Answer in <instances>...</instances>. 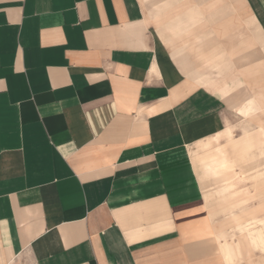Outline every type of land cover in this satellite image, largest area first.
Segmentation results:
<instances>
[{
  "label": "crops",
  "instance_id": "obj_1",
  "mask_svg": "<svg viewBox=\"0 0 264 264\" xmlns=\"http://www.w3.org/2000/svg\"><path fill=\"white\" fill-rule=\"evenodd\" d=\"M255 79L264 0H0V264H264L262 162L208 209L192 155Z\"/></svg>",
  "mask_w": 264,
  "mask_h": 264
},
{
  "label": "rangeland",
  "instance_id": "obj_2",
  "mask_svg": "<svg viewBox=\"0 0 264 264\" xmlns=\"http://www.w3.org/2000/svg\"><path fill=\"white\" fill-rule=\"evenodd\" d=\"M241 75L242 74L239 70H235L232 73H228L227 75H225V78H217L216 74L212 75V78H214L215 80L219 79L224 83L226 82V80L228 82H231V78L239 80ZM260 82L261 83L259 84V80L255 79L252 82L253 85H251L250 83L249 87H243L241 84L239 86H235L234 88L230 87L232 89V92L230 94L232 95L227 98L228 111L226 118V128L230 127L229 137L239 139L243 136L244 133L247 134L250 131L251 133L249 135H251L253 134L252 132L256 130L257 126L264 122V104L260 103L262 105L261 107L258 103V101L260 100L263 101L264 98L260 97V94H264L263 79H260ZM217 88L215 89L217 90ZM249 97H252L250 99L253 100L256 98L257 101L250 103L249 111H243L245 109L238 111V108L245 104V100L249 99ZM248 112L249 116L246 115L248 114ZM259 127L264 128L263 125H259ZM247 129H250V131ZM248 138L249 137H247L246 139ZM211 139L212 138H207L204 141L195 144L193 146L192 155L199 177L203 182V188L205 190L204 202L206 208L220 210L227 203H236L237 201H239V199L243 197L244 192L250 190L251 187H254V179H252L251 177L248 178L247 176V174L251 172L249 171V166H252V162H241L242 159H250L252 161L254 160L255 162L257 161L256 164H260L262 162L260 168H264V159H261V156L264 157V143L255 147L253 151L249 152V154H235L234 147L231 144V139L226 135L221 136L218 143L211 142ZM257 151H260L259 154H261V156H259V159H257ZM219 156H223L228 160L234 159L233 164L229 167V169H214L213 172L211 171L209 173H206L205 159L209 157ZM231 182L234 183V187L232 188L231 192H228V194L226 193V196L228 197V202H226L227 200L224 199V195H220L218 191L228 186V183ZM222 217L224 218V215H222Z\"/></svg>",
  "mask_w": 264,
  "mask_h": 264
},
{
  "label": "bare ground",
  "instance_id": "obj_3",
  "mask_svg": "<svg viewBox=\"0 0 264 264\" xmlns=\"http://www.w3.org/2000/svg\"><path fill=\"white\" fill-rule=\"evenodd\" d=\"M247 143H250V142H247ZM229 190V189H228ZM229 204V203H228ZM226 206V205H225ZM228 209V208H227ZM233 219L234 221L236 222H240L241 220H243L244 218L243 217H238V215H233Z\"/></svg>",
  "mask_w": 264,
  "mask_h": 264
}]
</instances>
